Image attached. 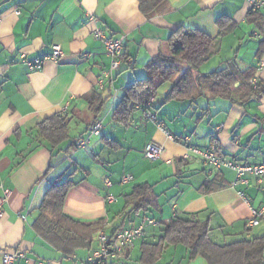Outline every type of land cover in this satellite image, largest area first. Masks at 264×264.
Segmentation results:
<instances>
[{"label":"crops","instance_id":"crops-1","mask_svg":"<svg viewBox=\"0 0 264 264\" xmlns=\"http://www.w3.org/2000/svg\"><path fill=\"white\" fill-rule=\"evenodd\" d=\"M223 15L232 18L235 28L204 66L214 62L206 68L214 71L235 59L243 71L257 65L255 80L264 82V12L250 15L246 0H167L151 17L142 13L138 0H0V197L5 189L10 191L0 216V264L3 254L13 251L27 255L14 264H88L101 232L113 238L147 219L155 224L146 225L145 235L114 264H141L143 244L156 243L162 235L161 222L179 216L199 215L221 244L264 235V222L248 226L251 207L264 209V177L257 181L246 175L248 185H234V171H212L193 153L184 158L189 147H215L240 164H264V97L245 105L210 100L209 95L194 102H165L170 88L166 85L150 110L138 108L128 122L113 116L125 89L146 76L149 61L170 53L174 30L184 26L216 38V20ZM97 27L109 36H126L125 53L133 62L104 90L97 83L111 60L94 37ZM55 44L64 51L58 62L48 61L36 72L20 62L21 55L30 60L50 55ZM96 90L110 95L98 119L89 105ZM56 114L69 117V138L52 148L37 133L39 124ZM96 120L103 122L101 134L91 136L85 149L71 148L89 136ZM157 121L176 138L161 131ZM151 142L166 148L159 161L144 156ZM70 175L76 184L68 193L64 213L95 224L88 246L46 240L34 227L46 190ZM125 175L133 180L122 183ZM145 183L158 196L157 207L126 215L130 208L124 196ZM108 195L117 202L108 203ZM155 264L208 263L201 257L190 260L184 246H171Z\"/></svg>","mask_w":264,"mask_h":264},{"label":"trees","instance_id":"trees-1","mask_svg":"<svg viewBox=\"0 0 264 264\" xmlns=\"http://www.w3.org/2000/svg\"><path fill=\"white\" fill-rule=\"evenodd\" d=\"M138 1L140 10L147 17L153 16L167 2ZM250 15L253 14L250 12ZM216 24L219 28L216 38L184 26L174 30L170 37V53L160 54L149 61L146 76L125 89L124 96L114 109V118L128 122L138 108L150 110L157 94L166 85H170V88L165 95V102H194L202 95H209L210 100L222 98L242 105L261 100L264 97V82L252 84L257 65L243 71L236 60L231 59L220 69L205 74L200 72L201 66L220 52L221 39L235 28L232 18L227 15L220 16ZM260 52L262 48L259 49L258 53ZM125 58L128 59L126 53ZM132 67L133 63L131 66L123 65L115 73L114 79L120 72ZM237 84L239 85L236 86ZM109 97L110 95L106 96L99 90L91 94L90 110L97 119ZM97 121L100 120L95 123ZM69 122L66 114H56L39 124L37 138L56 148L68 140ZM83 138L87 137L80 138L71 148L78 149V142ZM75 184L72 175L51 184L45 192L39 215L34 222L36 231L46 240L68 247L91 245L95 227L94 223L80 222L64 213V203ZM124 198L126 207L130 208L126 215L146 213L157 207L158 196L154 194L152 185L147 183L135 186ZM161 225L162 235L158 241L143 244L139 259L141 264H155L171 246H184L189 252L190 260L201 257L208 264H264V235L221 244L211 237L213 229L208 221H201L199 215L179 216L170 222H161Z\"/></svg>","mask_w":264,"mask_h":264},{"label":"built area","instance_id":"built-area-1","mask_svg":"<svg viewBox=\"0 0 264 264\" xmlns=\"http://www.w3.org/2000/svg\"><path fill=\"white\" fill-rule=\"evenodd\" d=\"M249 6L250 12L252 14H258L264 12V0H246ZM19 14V11H18ZM93 20H96L93 18ZM94 37L98 41L102 42L106 48V54L110 58V66L104 69L98 79L99 90H104L108 83L112 82L115 77V73L118 72L123 65H132V60L125 58V41L126 36L121 38H116L106 34L105 30L97 27L94 31ZM64 56V51L60 45H53L52 53L47 56L36 59H28L26 55H21L20 62L25 64L29 71L36 72L41 70L48 61L58 62ZM88 57L90 55H87ZM256 80L252 81L255 85ZM152 101L149 103V105ZM148 117L152 120H156V116L148 114ZM158 128L163 131L170 139H175L163 126L161 122L157 121ZM103 129V122L97 121L91 127L89 131V136L83 138L78 142L77 148L82 149L89 145L90 138L93 135H100ZM189 153L185 155V159L190 158V154H195L205 165L209 166L212 171L229 169L236 173V180L234 185L237 184H249V180L245 178L246 175L253 176L257 181H262L264 177V164L260 165H246L240 164L237 161L221 155L217 148L209 147L205 149L197 147H189ZM166 152V148L158 143L151 142L144 149V156L147 160L156 162L163 158ZM211 171V172H212ZM133 180L132 175H125L122 178V183L126 184ZM10 196V191L5 189L4 194L0 197V216L4 214V207ZM240 196L244 201L251 205L249 197L244 193L240 192ZM108 203L112 204L117 202V198L113 195L107 196ZM252 216L248 222L249 227H256L264 222V209L251 207ZM155 221L152 219H147L139 227H132L127 229H122L118 231L113 238H109L105 232H101L98 238V248L95 249L89 256L88 264H114L125 252L131 249L136 241L145 235L146 225H153ZM27 257L26 253L23 251H13L6 252L3 254L4 264H14L20 259H25ZM40 264H47L40 262ZM50 264V263H49Z\"/></svg>","mask_w":264,"mask_h":264},{"label":"rangeland","instance_id":"rangeland-1","mask_svg":"<svg viewBox=\"0 0 264 264\" xmlns=\"http://www.w3.org/2000/svg\"><path fill=\"white\" fill-rule=\"evenodd\" d=\"M211 63H214V62H210V64L208 65V66H204V65H202L201 66V71L203 72V73H207V72H210L211 71V69H209V70H207L206 68H210V65H212ZM161 92V91H160ZM85 149V148H84ZM74 177H75V175H74ZM72 179H73V176H72ZM259 229L258 228H256V230H255V232L256 231H258Z\"/></svg>","mask_w":264,"mask_h":264}]
</instances>
